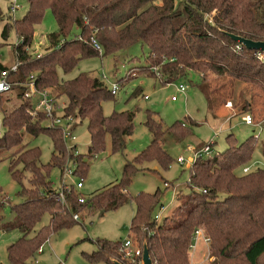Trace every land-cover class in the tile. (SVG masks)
<instances>
[{"label":"trees","instance_id":"trees-1","mask_svg":"<svg viewBox=\"0 0 264 264\" xmlns=\"http://www.w3.org/2000/svg\"><path fill=\"white\" fill-rule=\"evenodd\" d=\"M23 1L28 7L25 15L13 22L7 18L0 35V48L8 42L11 32L20 41L13 49L19 63L17 72L9 77L13 84L17 83L11 89L17 90L19 103L7 111L0 95L5 127L0 137V163L8 161L10 177L20 186L21 198L18 205L10 207L12 222L3 224L0 217L1 231L16 230L21 234L6 247L8 264H32L39 248L53 233L79 223L75 215L80 218L88 212L100 217L132 203L134 212L127 239L132 248L143 249L145 243L158 264H189L187 251L197 228L210 237L211 253L218 264H264V168L242 173L253 165L257 149L254 135L239 142L232 133L227 134L223 152L196 159L186 182V200L177 208L184 216L172 225L167 217L162 223L154 219L153 212L163 197L160 189L130 197L127 188L136 174L144 172L147 163L169 170L173 159L162 141L166 135L175 143L189 138L190 128L183 121L164 128L154 113L145 111L143 125L151 137L149 145L125 162L119 182L90 197H83L69 183L70 188L62 190V202L59 191L49 181L51 171L57 168L62 175L69 160L74 165L73 176L83 183L88 162L104 151L107 138L111 153L124 155L126 140L132 135L134 111L103 115V103L113 96L98 78L82 72L60 83L58 71L67 75L81 60L98 56L117 60L121 53L139 44L147 50L148 63L139 68L140 72L151 75L160 85L169 86L193 76L203 85L212 76L221 83L218 88L228 90L233 100L230 103L238 106L239 115L250 114L258 98L264 106V58L260 60V51L247 50L229 36L264 42V0ZM47 12L56 30L46 35L50 47L37 58L27 50ZM77 33L82 40L72 39ZM91 37L97 40L100 52L88 43ZM3 69L7 67L0 64V71ZM32 76L36 88L52 90L55 98L63 100L64 115L74 120L72 130L86 121L90 135L86 155H74L75 148L66 149L60 131L47 127L48 120L43 115L28 114L31 105L23 99L24 85ZM261 125L264 128V119ZM39 135L52 141L50 161L45 165L39 164L40 150L29 147V141ZM261 152L264 157V148ZM79 198L85 200L83 204ZM3 206L0 204V209ZM45 216L48 224L39 226ZM92 243L97 250L85 255L89 263L112 264L116 260L128 264L120 252L121 241L101 238Z\"/></svg>","mask_w":264,"mask_h":264},{"label":"rangeland","instance_id":"rangeland-1","mask_svg":"<svg viewBox=\"0 0 264 264\" xmlns=\"http://www.w3.org/2000/svg\"><path fill=\"white\" fill-rule=\"evenodd\" d=\"M9 2L10 0H0V35L3 24L7 20ZM17 4L20 9L15 14V20L21 19L28 10L25 1L17 0ZM55 30L56 23L51 13L47 12L41 25L35 29L30 52L41 55L46 53L50 47L46 35ZM7 41L0 48V64L9 68L16 62L13 49L18 41H16L15 32L10 33ZM146 55V48L142 49L139 44H136L121 53L117 60H114L113 56L84 59L71 73L65 75L58 71V76L60 83L73 79L82 72L90 78H98L100 81L105 76L108 82H117L120 89L112 100L103 103V115L110 116L113 112H135L132 135L126 140L124 155H113L110 151V140L107 138L104 151L88 162L89 169L82 183L84 187L79 191L83 197H90L92 194L119 182L125 162L131 161L149 145L151 137L143 125L145 111L154 113L155 119L163 124L164 128L178 121L185 122L186 126L190 128L192 135L182 142L175 143L169 135L164 137L162 146L173 159L169 170L162 171L155 163H147L144 172L136 174L127 188L130 197L139 193H153L156 189H160L163 192V197L160 206L154 210L153 214L164 213L162 220L158 222L162 223L167 217L169 225H172L184 216V213L178 212L177 208L186 200L185 196L189 192L186 182L191 168L176 164V159L179 156L188 158L192 155L188 151V147L195 151L212 141L214 151L221 153L227 148L225 144L227 134L232 133L239 142L254 135L258 138L257 149L252 158L253 165L250 168L251 170L264 168V157L261 152L264 148V128L261 127L264 119V106H262V99L258 98L256 105L253 106L255 109L250 113L256 120L257 126H246L241 121L242 115H239L238 106L233 105L232 108H229L226 105L227 101L232 102L233 100L230 98L228 90L224 91L222 88H218L221 83L214 77L209 76L207 84L203 85H200L197 77L193 76L186 80H178L172 85L163 86L151 75L140 72L139 68L148 65L145 60ZM133 58H139V60H132ZM179 84L187 86L184 94H179L177 90ZM105 86L107 85L105 84ZM17 93V90H12L2 96L1 104L4 105L5 110L11 112L19 103V99L16 97ZM52 94L55 96L56 93L52 91ZM145 95H147V99H143ZM173 96L176 97L177 102L171 101ZM57 101L63 102L62 99H57ZM3 115L4 112L0 111V133L5 130L2 122ZM86 125L87 123L84 121L74 132L77 136L76 151L78 155H86L88 152L90 135H88ZM29 147H37L42 153L39 160L40 165L49 163L52 154L51 138L39 135L29 141ZM155 167L157 171H155ZM60 178V170L53 169L49 181L57 191L61 188ZM77 181L78 178L72 176L67 178L66 184H75ZM165 182L169 184V188L164 187ZM24 185L27 186L26 182ZM19 191L20 186L10 177L8 161H3L0 163V204L4 203L3 208L0 209V217L3 224L14 220L10 207L21 202V198H18ZM173 191L178 192L174 195ZM161 206L165 208L163 212H160ZM133 212L134 203L120 207L116 211L107 212L100 217L97 213H82V220L79 223L71 228L53 233L49 237L47 243L41 247L42 253L35 255L32 264H56L58 262L91 264L85 255L92 254L97 250L92 241L101 238L112 242L126 240ZM48 219L45 216L39 226L47 225ZM20 237L21 234L16 230L4 232L0 230V264H8L6 247L16 242Z\"/></svg>","mask_w":264,"mask_h":264},{"label":"built area","instance_id":"built-area-1","mask_svg":"<svg viewBox=\"0 0 264 264\" xmlns=\"http://www.w3.org/2000/svg\"><path fill=\"white\" fill-rule=\"evenodd\" d=\"M7 9H8L7 18L10 20V22H13L15 19L16 12L20 9V6L17 4V0H10ZM72 39L82 40L79 33L73 36ZM16 41L18 40L16 39ZM19 42L20 41H18L17 44ZM88 43H90L91 46L97 51L99 52L101 51V47L96 39L91 37ZM30 49L27 50V52L29 51V54H32V52H30ZM238 49L239 47H236V50ZM34 55L37 58H39L41 54L35 53ZM257 55L260 60L264 58V54L262 52H259ZM18 65L19 63L16 60L15 64H13L7 69H3L0 71V95H4L12 91L13 89L11 88L16 86L17 83L13 84L10 81L9 77L11 75H15V73L17 72ZM101 80L103 84L109 86L108 89L110 91L111 96H115L117 91L120 89L118 83L115 81L108 82L105 76H103ZM24 86L26 90L23 95V99L24 101H28L31 105L28 114L31 117L36 116L38 114L43 115L48 120L47 127L55 128L60 131L66 149L75 148L74 155H78V152L76 151L77 136L74 134L75 130L71 129L74 120L64 115L65 105L62 102L57 101V98H55L51 90L49 89L39 90L38 88H36L34 84L33 76L29 78L28 82ZM177 90L179 94H184L187 90V86H185L184 84H179L177 86ZM146 98L147 96H145L144 99ZM171 101L176 102L177 101L176 97L174 96L171 97ZM227 106L229 108L232 107L230 102L227 103ZM241 121L246 126H257L254 124V120L250 114L242 115ZM1 134L2 133H0V137ZM255 138L258 139L256 136ZM212 143L213 142L211 141L210 143L202 146L201 148L195 149V151H193L192 148L188 147V151L191 152L192 155L188 158L179 156V158L176 159V164L183 165L186 168H191L194 165L196 159L203 157L205 158L211 157V155L215 153L214 148H212ZM250 169H251L250 166L245 167L242 173L243 174L247 173ZM73 171H74V165L71 164L69 160H67L60 178L61 188L59 190L58 199L61 200L62 202H64L62 190L63 189L67 190L70 188V184L69 183L66 184V180L67 178L73 176ZM74 186H76L77 191H80L83 188V184L81 182L80 183L76 182ZM164 187L169 188L170 186L167 182H165ZM84 201L85 200L79 198V202L81 204H83ZM164 210L165 208L161 206L160 212H163ZM164 215H165L164 213L155 214L154 219L158 222L162 220ZM74 220L79 221V216L75 215ZM189 245L190 246L188 247V251H187L189 264H218L217 260H215V257L211 253V245H212L211 239L203 229L197 228V230L192 235L191 242ZM119 247H120V252L122 254V258L125 260L126 263L142 264L141 258H142L143 249L132 248L131 243L128 239L122 241ZM42 251H43L42 248H39L37 253H42ZM151 262L152 264H158L152 258H151ZM56 264H63V263L58 262Z\"/></svg>","mask_w":264,"mask_h":264},{"label":"water","instance_id":"water-1","mask_svg":"<svg viewBox=\"0 0 264 264\" xmlns=\"http://www.w3.org/2000/svg\"><path fill=\"white\" fill-rule=\"evenodd\" d=\"M229 36L234 43H237L239 45L241 44L245 49L251 50V51H260L264 54V42H261V41L254 42L252 40L246 39L241 36L240 37L235 36V35H229ZM111 262L112 264H122L116 260H112ZM141 263L142 264H152L150 254L148 251V247L145 245V243L143 244V253H142Z\"/></svg>","mask_w":264,"mask_h":264},{"label":"crops","instance_id":"crops-1","mask_svg":"<svg viewBox=\"0 0 264 264\" xmlns=\"http://www.w3.org/2000/svg\"><path fill=\"white\" fill-rule=\"evenodd\" d=\"M145 96H147V95H145ZM145 96H144V98H145ZM144 98H143V99H144ZM146 99H147V98H146ZM176 102H177V101H176ZM62 103H63V102H62ZM241 117H242V116H241ZM178 158H179V157H178ZM155 171H157V168H156V167H155ZM169 183H170V182H169ZM83 187H84V185H83ZM82 189H83V188H82ZM177 192H178V191H177ZM177 192H176V193H177ZM176 193L173 192L174 195H176ZM172 197H173V196H172ZM173 198H174V197H173ZM81 217H82V216H81ZM81 217L79 218V222L82 220Z\"/></svg>","mask_w":264,"mask_h":264}]
</instances>
